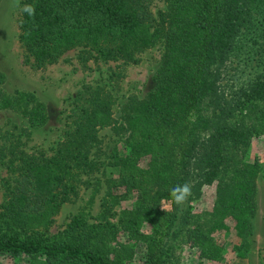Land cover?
<instances>
[{
  "label": "trees",
  "instance_id": "16d2710c",
  "mask_svg": "<svg viewBox=\"0 0 264 264\" xmlns=\"http://www.w3.org/2000/svg\"><path fill=\"white\" fill-rule=\"evenodd\" d=\"M152 2H21L18 40L35 69L70 50L81 62L137 63L154 47L160 58L150 87L127 97L116 117L111 91L88 88L51 153H29L21 134H0V164L12 175L2 180L0 264H179L176 244L221 262L225 235L228 264H247L261 170L249 150L264 139V0H163L156 14ZM3 81L0 72V111L43 126L45 105L29 92L8 94ZM104 127L121 147L100 160ZM96 173L104 187L98 215L74 214L52 232L80 176ZM186 182L191 194L178 205L171 190ZM207 187L212 202L199 210Z\"/></svg>",
  "mask_w": 264,
  "mask_h": 264
},
{
  "label": "rangeland",
  "instance_id": "374dc122",
  "mask_svg": "<svg viewBox=\"0 0 264 264\" xmlns=\"http://www.w3.org/2000/svg\"><path fill=\"white\" fill-rule=\"evenodd\" d=\"M23 0L0 1V72L3 75L2 87L8 94L17 91L32 93L38 102L45 105L47 121L38 128H29L27 120L18 112L0 111V134L4 131L21 134L22 148L27 152L51 149L71 127L72 110H77L86 98L88 88L105 86L114 97L112 105L113 116L120 114L122 104L129 96L140 97L151 84V77L158 66L160 58L159 47L144 51L139 62L124 64L121 61L102 62L87 58L77 60V50L66 52L56 63L42 69H35L25 61L24 49L18 40V19ZM164 8L163 0H153L151 10L156 14ZM28 128V132L24 129ZM99 148L102 149L100 160H105L106 153L113 147L120 148L121 142L111 132L109 127L99 129ZM258 157L260 176L257 182V213L254 219L251 246L247 256V264H263L264 257V139H255L249 150V158ZM12 177L4 164H0V204L3 200L2 180ZM100 178V179H99ZM204 196L197 204L198 209L209 208L213 198V187H207ZM104 194L103 181L100 173L81 175L76 197L64 203L54 217L51 231L61 230L69 221L70 216L77 213H90L97 216L100 211V200ZM128 203L122 202L125 207ZM120 207H116L118 211ZM112 220L115 221V218ZM227 248L224 261L215 262L200 260L196 249L186 244H176L175 255L179 264H228L233 260L230 251V236L225 235ZM3 264H11L2 261ZM19 264H26L19 261Z\"/></svg>",
  "mask_w": 264,
  "mask_h": 264
},
{
  "label": "clouds",
  "instance_id": "9594fccd",
  "mask_svg": "<svg viewBox=\"0 0 264 264\" xmlns=\"http://www.w3.org/2000/svg\"><path fill=\"white\" fill-rule=\"evenodd\" d=\"M23 10L30 16L35 14V9L32 5H25ZM190 194L191 186L187 182L182 185H177L171 190V196L178 205H182Z\"/></svg>",
  "mask_w": 264,
  "mask_h": 264
}]
</instances>
